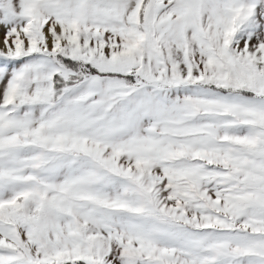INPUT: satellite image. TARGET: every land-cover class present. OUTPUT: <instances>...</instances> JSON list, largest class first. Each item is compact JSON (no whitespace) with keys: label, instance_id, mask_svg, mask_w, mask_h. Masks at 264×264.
<instances>
[{"label":"snow or ice","instance_id":"obj_1","mask_svg":"<svg viewBox=\"0 0 264 264\" xmlns=\"http://www.w3.org/2000/svg\"><path fill=\"white\" fill-rule=\"evenodd\" d=\"M0 264H264V0H0Z\"/></svg>","mask_w":264,"mask_h":264}]
</instances>
